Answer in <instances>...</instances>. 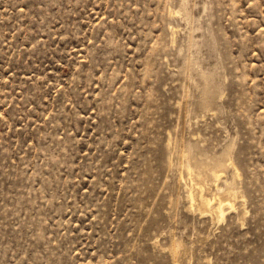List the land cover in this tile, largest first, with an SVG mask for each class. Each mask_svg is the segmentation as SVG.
<instances>
[{
    "label": "rangeland",
    "instance_id": "obj_1",
    "mask_svg": "<svg viewBox=\"0 0 264 264\" xmlns=\"http://www.w3.org/2000/svg\"><path fill=\"white\" fill-rule=\"evenodd\" d=\"M0 264H264V0H0Z\"/></svg>",
    "mask_w": 264,
    "mask_h": 264
},
{
    "label": "bare ground",
    "instance_id": "obj_2",
    "mask_svg": "<svg viewBox=\"0 0 264 264\" xmlns=\"http://www.w3.org/2000/svg\"><path fill=\"white\" fill-rule=\"evenodd\" d=\"M216 95L217 94H215L214 92H211L210 90H205L203 92V96H202L201 101H200L201 107L204 108V109H207L208 105L213 102V99L216 97ZM194 153H195V150H193V149H189L188 151H182V152L179 153V155L181 156V158H180L181 166H182V168L184 170H186L184 172H186V174L188 176V179L190 180L189 186H188V189H187L188 190L187 197H188V200L190 201L191 209H193L194 211L195 210H206V211H209L210 213L215 215L217 217V219L221 222V221L225 220V217H226L225 211L227 209L225 207L229 206L230 210H233V209H235V205L230 200H224V199H221V198L214 199L215 197L213 199H211V197L207 196L208 194L205 193V189H204L205 186L203 185L204 186L203 187L202 184H201V182H203V180H204V174L203 173H198L197 171H195L194 169L191 168L192 166L190 167L191 162L195 159ZM230 156H229V158H230ZM199 162H201V161H199ZM231 164H230V166H231ZM220 173H221V171H220ZM216 174H218V173H216ZM234 175H235V178L238 180L240 176H239V173H238L237 169H235V168H234ZM223 177L221 175H215V179L217 180V182L222 181ZM206 184L207 183H205V185ZM218 184H220V183H218ZM207 185H209V184H207ZM208 189H209V187H208ZM208 189H206V192H207ZM217 190H219V189H217ZM217 192H219V191H217ZM219 196H221V195H219ZM222 196H223V194H222ZM217 197H218V194H217ZM231 199H233V198H231ZM226 201H227V203H225ZM179 247H180V245H179ZM177 253H178V249H177Z\"/></svg>",
    "mask_w": 264,
    "mask_h": 264
}]
</instances>
